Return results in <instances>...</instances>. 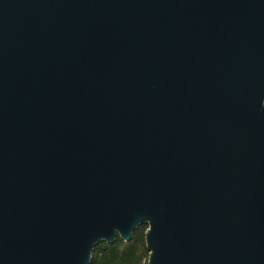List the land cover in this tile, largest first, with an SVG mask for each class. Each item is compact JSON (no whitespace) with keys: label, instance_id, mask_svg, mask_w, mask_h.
<instances>
[{"label":"water","instance_id":"obj_1","mask_svg":"<svg viewBox=\"0 0 264 264\" xmlns=\"http://www.w3.org/2000/svg\"><path fill=\"white\" fill-rule=\"evenodd\" d=\"M264 264V0H0V264Z\"/></svg>","mask_w":264,"mask_h":264},{"label":"trees","instance_id":"obj_2","mask_svg":"<svg viewBox=\"0 0 264 264\" xmlns=\"http://www.w3.org/2000/svg\"><path fill=\"white\" fill-rule=\"evenodd\" d=\"M146 229L144 225L139 226L132 233L129 242H123L117 237L113 243L97 244L93 249L90 264H147Z\"/></svg>","mask_w":264,"mask_h":264}]
</instances>
